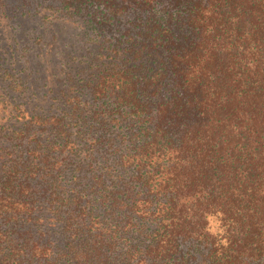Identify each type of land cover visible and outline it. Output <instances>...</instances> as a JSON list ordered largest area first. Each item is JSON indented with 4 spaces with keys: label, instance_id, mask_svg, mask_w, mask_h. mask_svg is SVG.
I'll return each mask as SVG.
<instances>
[{
    "label": "trees",
    "instance_id": "1",
    "mask_svg": "<svg viewBox=\"0 0 264 264\" xmlns=\"http://www.w3.org/2000/svg\"><path fill=\"white\" fill-rule=\"evenodd\" d=\"M66 2L88 97L2 135L0 264H264V0Z\"/></svg>",
    "mask_w": 264,
    "mask_h": 264
},
{
    "label": "rangeland",
    "instance_id": "2",
    "mask_svg": "<svg viewBox=\"0 0 264 264\" xmlns=\"http://www.w3.org/2000/svg\"><path fill=\"white\" fill-rule=\"evenodd\" d=\"M70 10L66 0H0V153L11 151L1 137L27 122L26 111H61L77 92L88 97L89 90L79 88L85 73L76 90L69 89L68 78L85 65L72 56L90 44V16L87 10L86 18ZM32 188L38 192L39 184Z\"/></svg>",
    "mask_w": 264,
    "mask_h": 264
}]
</instances>
